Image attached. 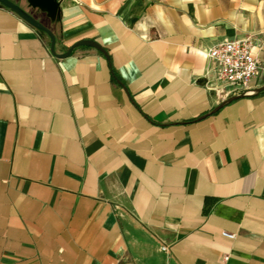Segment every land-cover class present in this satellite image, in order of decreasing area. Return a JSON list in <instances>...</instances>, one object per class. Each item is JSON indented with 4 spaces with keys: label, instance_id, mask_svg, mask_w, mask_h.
I'll return each instance as SVG.
<instances>
[{
    "label": "crops",
    "instance_id": "crops-1",
    "mask_svg": "<svg viewBox=\"0 0 264 264\" xmlns=\"http://www.w3.org/2000/svg\"><path fill=\"white\" fill-rule=\"evenodd\" d=\"M10 1L56 43L0 2V264H264V90L208 54L264 67V0Z\"/></svg>",
    "mask_w": 264,
    "mask_h": 264
},
{
    "label": "built area",
    "instance_id": "built-area-1",
    "mask_svg": "<svg viewBox=\"0 0 264 264\" xmlns=\"http://www.w3.org/2000/svg\"><path fill=\"white\" fill-rule=\"evenodd\" d=\"M208 54L217 68V82L224 85L218 91L225 96L251 90L252 81L260 75L261 69L264 70L249 39L221 42ZM223 235L229 239L236 238L235 233L227 231ZM163 250L167 251L168 246H164Z\"/></svg>",
    "mask_w": 264,
    "mask_h": 264
},
{
    "label": "water",
    "instance_id": "water-1",
    "mask_svg": "<svg viewBox=\"0 0 264 264\" xmlns=\"http://www.w3.org/2000/svg\"><path fill=\"white\" fill-rule=\"evenodd\" d=\"M0 2L3 3L4 5H6L7 7L11 8L16 13H18L23 19H25L26 21H28L33 26H35V27H37V28H39L41 30H44L47 33H49V35L51 36V39H52V50L55 51L54 50V47H55V43H56V37H55V35L47 27H45L44 25H42L41 23H39L38 21H36L32 17H30L29 15H27L19 6H17L12 1H10V0H0ZM78 46H91V47H94V48L99 49L100 51L104 52L107 55L106 50L102 46H100L99 44H97L96 42H94V41H81V42L77 43L76 45H74L73 47H71V49L67 53H65L63 56L70 55L72 53L73 49L76 48V47H78ZM262 90H264V87L261 88V89H251V90H249L247 92H243V93H240V94H236V95L230 97L224 103H222V105H220L218 107V109H220L225 104L233 101L234 99H238V98L245 97V96L256 95L257 93H259ZM218 109H215V111L218 110Z\"/></svg>",
    "mask_w": 264,
    "mask_h": 264
}]
</instances>
